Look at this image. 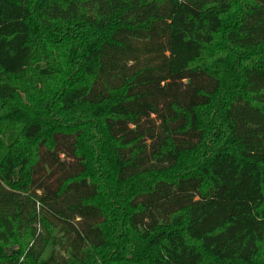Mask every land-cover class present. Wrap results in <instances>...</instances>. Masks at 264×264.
Listing matches in <instances>:
<instances>
[{
    "label": "trees",
    "instance_id": "16d2710c",
    "mask_svg": "<svg viewBox=\"0 0 264 264\" xmlns=\"http://www.w3.org/2000/svg\"><path fill=\"white\" fill-rule=\"evenodd\" d=\"M0 264H264V0H0Z\"/></svg>",
    "mask_w": 264,
    "mask_h": 264
}]
</instances>
